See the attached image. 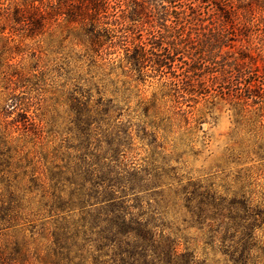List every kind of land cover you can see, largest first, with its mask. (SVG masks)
Here are the masks:
<instances>
[{"label":"rangeland","instance_id":"obj_1","mask_svg":"<svg viewBox=\"0 0 264 264\" xmlns=\"http://www.w3.org/2000/svg\"><path fill=\"white\" fill-rule=\"evenodd\" d=\"M50 1L0 0V253L5 258L0 264H62L52 252L53 234L65 218L78 221L79 210L60 211L56 204L70 200L73 184H81L79 176L97 170L98 149L105 150L112 125L130 140L114 158L104 156L114 165L104 168L103 176L158 171L165 176L160 184H203L241 210L235 229L220 225L211 239L206 228L186 231L181 251L188 247L204 264H264V98L256 105H238L227 95V89L238 88L236 81L232 78L229 85L218 74L243 54L255 60L264 83V0H200L203 22H193L231 32L219 58L192 64L179 55L173 73L143 83L129 79L126 68L112 70L124 58L118 46L102 58H88L73 35L78 26L64 18L39 34L25 28L22 17L37 12L32 5L49 17ZM219 1L236 10L233 21L218 11ZM139 29L127 33L128 45L138 38L148 41L150 28ZM171 76L185 90L180 108H173L176 100L163 87ZM215 76L220 80H212ZM155 97L161 118L180 111L172 121H158L163 125L158 130L145 126L138 110L140 101ZM97 108L99 123L92 119L86 125L82 116ZM187 217L182 210L170 219L175 228H184Z\"/></svg>","mask_w":264,"mask_h":264},{"label":"trees","instance_id":"obj_2","mask_svg":"<svg viewBox=\"0 0 264 264\" xmlns=\"http://www.w3.org/2000/svg\"><path fill=\"white\" fill-rule=\"evenodd\" d=\"M199 1L185 4L184 0H56V3L51 0L49 17L32 5L38 13L28 14L21 21L27 22L25 28L33 34H39L47 24L57 23L60 18H64L68 23L78 26L73 35L86 47L88 58H102L108 49L118 46L124 51V58L116 67L113 64L112 70L126 68L125 75L129 79L143 83L147 77L162 79L173 73V65L180 56L192 64L198 63L200 59L207 63L219 58L231 32L194 23L195 20L203 22L198 18L202 15L199 11L201 5H197ZM176 2H182L183 5H172ZM219 2L222 5L218 11L226 20L233 21L236 10L224 1ZM205 3L209 4L210 1ZM145 25L150 28L148 41L142 42L138 38V43L128 45L130 37L127 33L134 30L142 32L139 26L143 28ZM213 41L214 47L211 46ZM209 46L211 49L205 54ZM191 51L195 52L192 54ZM246 59L248 62H245ZM233 61L226 70L217 72L223 82L234 78L237 83L238 88L227 89V95L236 99L238 105L258 104L264 98V83L259 80L255 60L241 54L238 60ZM184 65L188 64L184 62ZM93 66L96 64L93 63ZM190 72L185 70L183 74ZM176 78L168 77L170 81L163 83L170 97L176 100L174 109L180 108V98L185 93L180 86L182 83ZM212 80L220 78L215 76ZM227 84L230 85V82ZM160 105L156 97L147 103H138L145 126L150 125L158 130L163 127L162 124L158 125V121H172L180 114V111L175 110L169 118H161ZM99 110H88L82 116H85L86 125L89 126L92 119L99 123ZM119 129L116 125L109 126L106 148L98 149L96 156L99 162L95 164L97 170L93 167V170L89 169L79 176L81 184H73L70 200L56 204L60 211L65 207L78 209L79 219L73 221L72 218H65L64 226L53 234L54 256L62 264H204L188 247L180 250V239L185 244L188 240L186 231L194 226L201 228V232L202 228L208 229L205 235L209 239L216 229L222 228L220 225L235 229L237 221L241 219V210L235 204H227L226 199L203 184H179L176 187L160 184L165 176L158 171L148 175H142V171H123L119 175L110 172L114 176L118 175V179L103 176L102 170L114 165L105 163L104 156L114 158L121 147L127 145L126 140H130L125 136L128 134ZM87 163L83 161V164ZM83 176L86 178L82 179ZM99 178H105L101 180L102 184H86ZM105 181L108 184H104ZM163 186H167V189H163ZM57 200L61 199L57 197ZM182 210L189 217L184 219V228H175L170 216L177 217ZM209 220L211 223L206 224ZM225 220L229 221L228 225ZM3 255L0 253V263H5Z\"/></svg>","mask_w":264,"mask_h":264}]
</instances>
